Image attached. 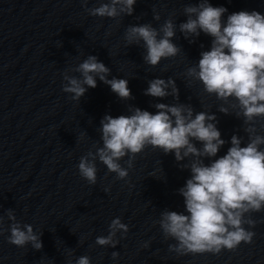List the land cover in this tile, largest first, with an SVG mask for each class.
<instances>
[{"label":"clouds","instance_id":"obj_1","mask_svg":"<svg viewBox=\"0 0 264 264\" xmlns=\"http://www.w3.org/2000/svg\"><path fill=\"white\" fill-rule=\"evenodd\" d=\"M136 2L107 0L87 11L94 17L116 19L131 16ZM183 12L187 19L179 24V30L185 39L198 38L201 33L212 38L210 49L201 51L198 62L187 67L184 75L190 82H199L205 94L221 102L217 107L219 112L242 121L247 142L243 136L233 134L227 152L218 156L226 141L221 138L215 113L196 112L191 105L183 103H156L155 113L129 107L128 115L106 114L99 128L102 146L94 144L95 151L89 150L81 156L77 167L79 175L95 185L97 161L123 180L128 177V168L135 157L148 147L164 154L174 153L178 163L187 160L180 166L189 170L190 177L178 190L183 197L184 212L166 209L154 223L159 225L166 240L176 242L169 250L178 255L219 254L224 249L235 250L241 243H251L255 233L245 225L254 227L256 221L251 215L264 212V14L241 10L228 14L225 20L228 9L213 6L210 0L187 5ZM154 19H160L158 13ZM175 35L176 24L169 18L158 29L147 23L130 25L124 39L127 45L143 42L145 63L156 67L162 60L181 53V48L173 42ZM72 70L80 75L65 73L63 91L71 94L73 100L79 101L89 88H96L97 78L121 100L133 98L128 80L109 79L110 69L94 55L87 56ZM144 94L158 99L171 95L178 99L179 89L171 77H157L149 81ZM125 157L128 168L120 163ZM7 214L12 221L8 242L41 250V234L32 225L17 221L11 209ZM2 232L3 217H0ZM127 232L128 226L117 217L111 221L108 235L98 236L95 242L114 248L119 243L115 239L117 233ZM112 256L115 259L118 253ZM75 264H91V261L82 255Z\"/></svg>","mask_w":264,"mask_h":264}]
</instances>
